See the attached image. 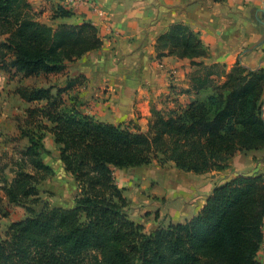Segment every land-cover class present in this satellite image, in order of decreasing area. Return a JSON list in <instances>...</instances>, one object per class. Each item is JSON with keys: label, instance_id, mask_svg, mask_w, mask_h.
Here are the masks:
<instances>
[{"label": "trees", "instance_id": "16d2710c", "mask_svg": "<svg viewBox=\"0 0 264 264\" xmlns=\"http://www.w3.org/2000/svg\"><path fill=\"white\" fill-rule=\"evenodd\" d=\"M70 14L58 7L54 17ZM39 15L29 0H0V70L13 78L62 73L103 45L91 23L54 28ZM157 51L158 58L190 59L197 69L187 91L210 93L184 108L152 107L146 131L133 119L105 122L81 110L75 99L69 102L65 96L79 78L56 92L19 88L36 103L20 125L29 145L20 151L14 178H1L0 190L9 204L37 201L39 185L54 173L43 157L50 153L44 143L48 131L77 194L72 206L29 207L30 215L13 222L0 240V264H261L264 174L238 175L217 185L191 219L151 233L128 216L116 168L158 160L204 174L226 169L238 152L264 150V68L207 63L208 48L184 22L159 36Z\"/></svg>", "mask_w": 264, "mask_h": 264}, {"label": "crops", "instance_id": "0c3cea01", "mask_svg": "<svg viewBox=\"0 0 264 264\" xmlns=\"http://www.w3.org/2000/svg\"><path fill=\"white\" fill-rule=\"evenodd\" d=\"M29 2L34 10L40 13V20L54 28L63 24H93L99 30L103 45L68 63L65 70L67 81L64 84L56 85L55 82L49 81L47 77L54 74L13 78L9 72L0 70V76L3 78L7 76V81H17L14 93L25 103L22 113L14 114L12 120L7 118L8 111L0 113V130L13 127V133L7 132V135L16 134L15 138H10L8 142L11 145L12 143L15 145V140L26 142L17 154L29 145V140L21 136L20 125L27 118L29 108L36 106V103L29 102L21 96L19 88L53 87L55 92L58 87H66L70 79L82 76L87 79L80 86L83 89L87 88L85 96L97 88H106L108 90L106 95L111 104L119 102L132 109L150 101L153 95L160 94L163 90L162 78H165L171 69L179 75L181 71L178 65H181L180 62L183 60H189L177 56H164L160 59L157 56L159 36L174 23L184 22L199 34L209 50V57L205 59L207 63H225L228 69L237 62L252 70L264 68L262 11L264 0H89L84 4H72L64 0H29ZM58 7L65 8L71 14L54 17ZM193 70L194 68L190 67L184 72V78L187 79V73ZM45 77L46 81L42 85L31 87L28 84L31 78ZM175 82L187 87L190 85V81L183 84L181 78H177ZM131 87H134V92L138 90L139 92L138 94L133 92L129 97L128 92ZM44 143L49 151L52 150L50 145L54 143L59 152V145L51 132L47 131L45 134ZM5 149L9 148L5 147ZM11 174V177L8 176L10 180L14 178L15 172ZM257 174H264V150L238 152L226 169L198 174L192 178L190 190H185L187 201L183 208L191 210L192 216H195L206 204L217 185L238 175ZM1 195L3 197L1 204L5 202L9 204L3 190ZM33 198L39 199L40 193ZM33 203L36 201L26 205L10 204L24 207L27 215L12 220L9 226L28 217L30 215L28 208L36 209ZM45 206L46 204L42 208ZM258 260L264 264V241L258 253Z\"/></svg>", "mask_w": 264, "mask_h": 264}, {"label": "rangeland", "instance_id": "374dc122", "mask_svg": "<svg viewBox=\"0 0 264 264\" xmlns=\"http://www.w3.org/2000/svg\"><path fill=\"white\" fill-rule=\"evenodd\" d=\"M160 59H163V57ZM180 64L178 65L181 71L179 75H176L174 69H171L165 75V78H162L163 90L160 94L153 95L150 101L143 102V105H137L132 109L119 102L111 104L106 95L108 91L106 88H97L94 92L90 91L91 93L85 96L87 88L83 89L80 86L87 79L82 76L77 77L81 82H77L74 91L70 90L65 98L69 102L75 99L76 104L85 113L95 115L102 121L121 123L133 119L142 130L146 131L152 116V107L161 109L164 112H167L170 108H184L193 100L197 98L204 99L210 93V91L201 93L192 90L187 91L190 90L189 86L179 85L178 82H175L177 78H181L183 84L188 83L190 73L197 69V66L191 64L190 59L183 60ZM190 67L194 70L187 73V79H185L183 73L189 70ZM51 76L47 78L49 81L55 82L56 85L64 84L67 81L66 71ZM45 79L46 77L31 78L27 83L31 87H36L45 83ZM17 84V81H7V76L4 78L0 76V113L8 111L7 118L11 120L14 114L22 113L25 105L14 93V87ZM133 90L134 87H131L128 92L129 97L133 95ZM136 92L134 93L138 94L139 90ZM69 95L73 96L72 99ZM10 123L12 124V122ZM13 131V127L0 130V181L3 176L11 177V173L14 174L15 162L20 155L17 152L26 145V142L19 140H15V145L8 142L10 138H15L16 134L7 135V132L13 133ZM5 147L9 149H5ZM50 147L52 148L50 153L43 157L54 168V173L40 184V198L36 199V203H33L35 210H40L44 204L47 206H72L77 194L74 179L60 161L57 146L53 143ZM114 176L117 184L125 189L124 194L129 202L128 216L143 224L147 233L153 232L160 226H167L171 222H185L193 217L191 210L184 209L183 205L187 201L185 190H190L192 178H195L198 174L182 171L173 162L162 163L155 160L151 164L141 167L116 168ZM25 215H27V211L22 206L10 205L6 202L0 204V240L6 238L10 222Z\"/></svg>", "mask_w": 264, "mask_h": 264}, {"label": "built area", "instance_id": "2783aa9c", "mask_svg": "<svg viewBox=\"0 0 264 264\" xmlns=\"http://www.w3.org/2000/svg\"><path fill=\"white\" fill-rule=\"evenodd\" d=\"M72 4H84L86 2H89V0H64Z\"/></svg>", "mask_w": 264, "mask_h": 264}, {"label": "water", "instance_id": "95a60500", "mask_svg": "<svg viewBox=\"0 0 264 264\" xmlns=\"http://www.w3.org/2000/svg\"><path fill=\"white\" fill-rule=\"evenodd\" d=\"M263 11V13H264V9L262 10ZM260 21H262L261 19H259ZM263 22V21H262ZM264 23V22H263Z\"/></svg>", "mask_w": 264, "mask_h": 264}]
</instances>
